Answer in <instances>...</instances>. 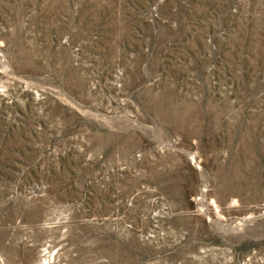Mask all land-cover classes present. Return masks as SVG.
I'll use <instances>...</instances> for the list:
<instances>
[{
	"label": "rangeland",
	"instance_id": "374dc122",
	"mask_svg": "<svg viewBox=\"0 0 264 264\" xmlns=\"http://www.w3.org/2000/svg\"><path fill=\"white\" fill-rule=\"evenodd\" d=\"M0 264H264V0H0Z\"/></svg>",
	"mask_w": 264,
	"mask_h": 264
}]
</instances>
